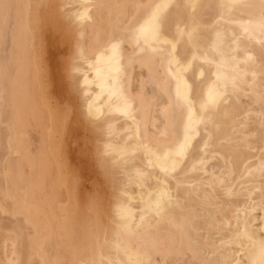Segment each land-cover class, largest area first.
I'll return each mask as SVG.
<instances>
[{"label":"bare ground","instance_id":"1","mask_svg":"<svg viewBox=\"0 0 264 264\" xmlns=\"http://www.w3.org/2000/svg\"><path fill=\"white\" fill-rule=\"evenodd\" d=\"M158 4L169 5L161 41L135 39L134 26ZM262 11L261 0H0V264H258ZM173 45L190 64L182 78L196 115L212 120L209 147L201 125L174 176L150 154L175 146L187 116L175 102ZM210 89L217 103L201 111ZM66 90L88 127L84 146L99 178L89 187L71 159ZM164 188L178 204L156 216L146 202Z\"/></svg>","mask_w":264,"mask_h":264},{"label":"snow or ice","instance_id":"2","mask_svg":"<svg viewBox=\"0 0 264 264\" xmlns=\"http://www.w3.org/2000/svg\"><path fill=\"white\" fill-rule=\"evenodd\" d=\"M169 5L167 4H158L156 5L148 14V18L144 24H140L134 26L133 29V37L135 39H139L140 37L148 38L151 37L154 41H161V33L164 27L165 22V12ZM5 15L8 14L9 5L5 4ZM195 7V5H193ZM227 7L232 8L235 7V4L227 5ZM261 7L264 9V0H261ZM87 8L85 9V13L81 14L78 18L85 19ZM253 26V22L249 21L247 25H244V31L248 32L249 28ZM255 27L260 30L262 34H264V11L261 12L259 20L255 23ZM164 43H168V41H162ZM118 44H113L112 49L113 52L117 49ZM171 59L169 60V64L175 63L177 66L176 72V80H177V89L175 102L178 107H181L184 111H186L187 116L181 122V135L178 138L174 147L169 148L163 152H151L150 154L156 158L157 166L159 167L160 172L166 173L169 175H175L178 170L181 169V166L184 164L189 152L191 149L195 147L194 141L198 136H200V126L203 125L205 135L208 136V140L204 142V149L206 150L209 147V140L211 139L210 134V125L212 123L211 117L204 118L203 116L198 117L193 107L192 100L190 98V94L193 90V86L189 85L187 81L183 80L182 73L188 70L190 64L187 66L181 65L180 60L177 58L175 45L172 46ZM99 59L98 58V62ZM99 75V72H98ZM203 75V73H201ZM217 103V97L214 92L210 89L208 93V98L205 103L201 104V111H208L212 106ZM131 105L125 101L123 108L121 109L124 115L130 114ZM92 113V106L89 105V114ZM152 163V161H149ZM195 167V166H194ZM144 173L137 171L135 176L137 178L142 177ZM158 183L163 184L164 181L160 180ZM120 198H123L126 195V192H121ZM175 198L171 194L170 190L164 188L158 192L155 196L149 198L146 202V208L148 212L153 213L156 216L163 214L165 211L170 210L173 206ZM178 204V200H175ZM100 206V200L97 196H93L91 198L89 204V211L95 213L98 211ZM117 215L122 220H127L129 218L130 212L129 209L121 204L116 209ZM141 221L143 222L144 216H141ZM245 232H238L236 239L238 241L243 240V237L246 235ZM236 264H240V261H237ZM253 264H257L256 261ZM258 264H264V242L261 243L260 246V259Z\"/></svg>","mask_w":264,"mask_h":264},{"label":"rangeland","instance_id":"3","mask_svg":"<svg viewBox=\"0 0 264 264\" xmlns=\"http://www.w3.org/2000/svg\"><path fill=\"white\" fill-rule=\"evenodd\" d=\"M59 48V45H56ZM55 47V48H57ZM62 47V46H60ZM67 47V45H66ZM66 47H62L61 49L59 48V50H64L66 49ZM66 54H62L61 56H64L63 58L66 59ZM63 91V90H62ZM59 92V91H58ZM60 93V92H59ZM58 96H61L62 94H59ZM68 90H66L65 92V98L62 97V99H60L61 103L63 102H70V104L72 105V109H73V113H72V122H71V128H72V137L69 139V150H70V154H71V159L74 161V163L79 167L82 168L83 171V179H84V184H86V186H91L92 184H94V181H97L99 178L96 175V169L94 168L92 161L90 160L89 151L86 152V147L84 146L85 144V140L87 139V130L88 127L86 125L85 119L83 118L79 104L76 103V100L72 99V95L69 96L68 98ZM57 94V92H56ZM68 99V100H67ZM66 100V101H65ZM75 101V103H74ZM74 103V104H72ZM65 104V103H64ZM63 105V104H62ZM75 113V114H74ZM81 115V116H80ZM85 154V155H84ZM87 156V157H86ZM88 158V159H87ZM93 182V183H92Z\"/></svg>","mask_w":264,"mask_h":264}]
</instances>
